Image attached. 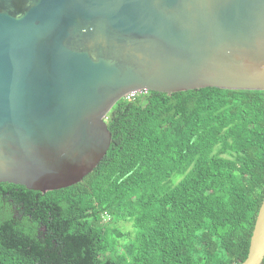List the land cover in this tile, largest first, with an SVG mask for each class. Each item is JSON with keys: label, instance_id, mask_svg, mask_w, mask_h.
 I'll use <instances>...</instances> for the list:
<instances>
[{"label": "trees", "instance_id": "trees-1", "mask_svg": "<svg viewBox=\"0 0 264 264\" xmlns=\"http://www.w3.org/2000/svg\"><path fill=\"white\" fill-rule=\"evenodd\" d=\"M106 123L109 150L80 181L45 193L0 182V264L247 257L264 198V90L149 91L119 99Z\"/></svg>", "mask_w": 264, "mask_h": 264}, {"label": "water", "instance_id": "water-1", "mask_svg": "<svg viewBox=\"0 0 264 264\" xmlns=\"http://www.w3.org/2000/svg\"><path fill=\"white\" fill-rule=\"evenodd\" d=\"M264 90V0H0V182L70 186L127 93ZM264 261V198L247 257Z\"/></svg>", "mask_w": 264, "mask_h": 264}, {"label": "built area", "instance_id": "built-area-1", "mask_svg": "<svg viewBox=\"0 0 264 264\" xmlns=\"http://www.w3.org/2000/svg\"><path fill=\"white\" fill-rule=\"evenodd\" d=\"M148 93H149V90L144 88V89H140V90L131 91V92L127 93L124 97L127 99H131V98L136 97L137 95H146Z\"/></svg>", "mask_w": 264, "mask_h": 264}, {"label": "rangeland", "instance_id": "rangeland-1", "mask_svg": "<svg viewBox=\"0 0 264 264\" xmlns=\"http://www.w3.org/2000/svg\"><path fill=\"white\" fill-rule=\"evenodd\" d=\"M123 232H129L133 230L132 223L130 221H120L116 224Z\"/></svg>", "mask_w": 264, "mask_h": 264}]
</instances>
